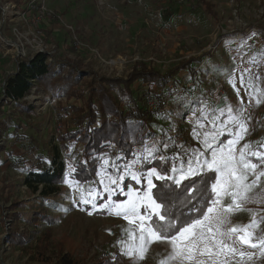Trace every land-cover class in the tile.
<instances>
[{
    "label": "rangeland",
    "instance_id": "374dc122",
    "mask_svg": "<svg viewBox=\"0 0 264 264\" xmlns=\"http://www.w3.org/2000/svg\"><path fill=\"white\" fill-rule=\"evenodd\" d=\"M30 1L38 7L32 6L36 10L34 15L20 11L22 6L16 10L15 0H1L0 81L14 71L16 59L29 58L43 50H48L53 58L77 61L97 75L123 80L137 70H149L147 67L161 75L181 63H190L194 75L177 68L178 87L168 86L169 90L164 91L166 104L155 116L158 122L149 128L157 136L148 147L162 143L166 148L168 140L161 142L165 138L162 135L170 131L183 144L188 158L193 150H203V133L213 130V120L218 126L228 120L231 106L233 110H245L240 118L248 129L236 145L237 153L244 143L250 145V150L264 152L261 147L264 145V0H203L208 6L201 0ZM26 2L23 0L22 5ZM69 43L73 46L65 49ZM91 77H81L78 87L85 89ZM132 86L135 88L140 83L135 81ZM34 91L27 96L35 106L34 113L25 118L28 126L23 125L18 133L34 140L36 155L46 153L53 144L59 146L57 135L71 124L69 115L59 114L61 107L79 102L66 95L43 98ZM194 129L200 133L199 139ZM231 138L227 131L219 137L222 141ZM13 141L9 139L7 143ZM169 141L171 147L175 141ZM17 145L12 146L13 152L22 155ZM73 148L60 149L67 172L78 159ZM139 155L135 152V157ZM105 159L113 164L112 157L104 155L88 182L65 178L60 186L58 209H47L55 223L50 228L40 227L28 244L17 247L6 244L4 227L10 223L5 218L6 223H0V264H134L122 254L120 244L128 239L125 229L134 226L109 209L99 207L109 196L112 201L126 198L119 189L105 191L106 172L113 178L116 172L113 169L112 173L114 167L104 165ZM249 159L260 164L255 157ZM136 168L137 165L133 170ZM261 170L264 164H260L257 172ZM20 171L0 164V211L5 216L13 201L28 202L37 196L21 184ZM125 179L130 180L127 176ZM131 182L132 186L141 187ZM122 183L126 184L125 180ZM90 189L93 197L87 196ZM249 196L253 202L243 207L252 211L234 214L231 217L234 224H248L253 213L257 220L264 217V177ZM85 199L91 202L85 203ZM93 204L97 207L93 208ZM19 229L28 230L23 226ZM254 235H264V224L254 229ZM169 251L166 242H154L139 264H160ZM255 264H261L259 259Z\"/></svg>",
    "mask_w": 264,
    "mask_h": 264
},
{
    "label": "trees",
    "instance_id": "16d2710c",
    "mask_svg": "<svg viewBox=\"0 0 264 264\" xmlns=\"http://www.w3.org/2000/svg\"><path fill=\"white\" fill-rule=\"evenodd\" d=\"M15 1L16 10L22 6L20 11L23 13L36 14L33 8L35 3L27 0L26 5H22L23 0ZM201 2L208 6L203 0ZM72 46L69 43L65 49ZM191 66L190 63H181L177 68L194 75V68ZM147 68L149 70H137L129 79L123 80L97 75L77 61L53 58L48 50L15 60L14 71L0 81V164L21 170V184L37 196L28 202L13 201L6 216L0 211V223L4 225L6 220L10 223L8 227H4L3 240L7 245L23 246L35 239L33 234L43 225L50 228L55 222L47 209H58L60 186L65 178L70 177L79 182L90 181L104 155L112 157L113 164L123 169L131 159L137 158L135 152H139L138 157L142 162L137 164L136 170L145 172L148 168L156 167L158 171L165 173L174 163H180L181 159L187 160L183 144L170 131L162 135L165 138L161 142L168 140L167 147L164 148L159 143L153 147L156 158L143 160L145 146L153 145L157 136L156 132L149 129L150 125L158 122L155 116L160 113L158 109H149L145 104L146 99L149 96L165 97L164 91L169 90L168 86L178 87L175 79L177 68L161 75L152 72L151 67ZM91 75L85 89L78 87L81 77ZM135 81L140 86L133 88ZM34 90L41 93L43 98L66 95L79 102L77 105L68 103L61 107L59 114L69 115L71 124L57 135L59 146L53 144L46 153L36 155L34 140L18 133L23 125L28 126L25 118L34 113V104L27 100V96ZM9 139L14 141L7 143ZM169 140L175 141L171 147ZM13 145H17L23 154L14 153ZM70 146H74L71 150L78 159L67 172V164L61 157L60 149L68 150ZM30 154L33 156L29 157ZM161 156L165 159L161 160ZM113 169L115 168H112V173ZM129 181L125 179L126 184L132 185ZM192 181L202 186L199 177H192L170 192L177 214L183 212L185 216L189 215L187 208L190 205H182L180 201L184 199V187ZM154 183L159 186L163 182L154 180ZM168 183L171 184V181ZM154 192L160 194L157 190ZM20 226L28 230L23 232L19 229Z\"/></svg>",
    "mask_w": 264,
    "mask_h": 264
},
{
    "label": "snow or ice",
    "instance_id": "6c2138e0",
    "mask_svg": "<svg viewBox=\"0 0 264 264\" xmlns=\"http://www.w3.org/2000/svg\"><path fill=\"white\" fill-rule=\"evenodd\" d=\"M256 102L259 104V99ZM244 111L243 108L233 110L229 106L228 120L219 126L213 120V130L203 133V150H193L187 160L180 161L179 166L174 163L170 172L162 173L156 167L148 168L146 172L133 170L142 162L140 157L123 169L110 164L108 159L104 160V165L116 169L115 178L106 172L108 184L105 191L119 189L126 198L112 201L109 196L108 201L99 207L109 209L134 226L125 229L128 239L120 241L122 254L132 259L134 264H139L149 247L158 241L170 246L167 257L160 264H255L257 259L264 264V235H254V229L264 224V217L257 220L253 213V219L245 225L234 224L231 219L234 214L252 211L243 205L253 202L249 193L264 177V170L257 172L260 164H264V152L250 150V145L244 143L237 153L236 145L248 131L240 118ZM228 124L233 127H228ZM225 131L232 138L222 141L219 137ZM194 134L199 139L200 133L195 129ZM155 151L153 147L145 146L143 160L155 159ZM249 157L257 158L260 164L253 163ZM125 176L141 187L123 184ZM192 177H199L202 186L192 181L184 187L185 195L180 203L190 205L187 208L189 215L177 214L170 192ZM250 177L254 178L250 180ZM154 180L163 183L158 186ZM87 196H94L91 189ZM84 202L91 201L85 199ZM96 207L93 204V208Z\"/></svg>",
    "mask_w": 264,
    "mask_h": 264
},
{
    "label": "built area",
    "instance_id": "2783aa9c",
    "mask_svg": "<svg viewBox=\"0 0 264 264\" xmlns=\"http://www.w3.org/2000/svg\"><path fill=\"white\" fill-rule=\"evenodd\" d=\"M166 102L164 100V97H160V96H153L150 97L147 100V105L149 109H160L163 106H165Z\"/></svg>",
    "mask_w": 264,
    "mask_h": 264
}]
</instances>
